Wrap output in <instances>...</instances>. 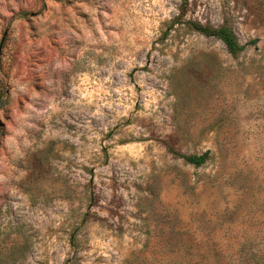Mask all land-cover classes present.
Listing matches in <instances>:
<instances>
[{"label": "rangeland", "instance_id": "rangeland-1", "mask_svg": "<svg viewBox=\"0 0 264 264\" xmlns=\"http://www.w3.org/2000/svg\"><path fill=\"white\" fill-rule=\"evenodd\" d=\"M0 101V264L264 250V0H0Z\"/></svg>", "mask_w": 264, "mask_h": 264}, {"label": "trees", "instance_id": "trees-1", "mask_svg": "<svg viewBox=\"0 0 264 264\" xmlns=\"http://www.w3.org/2000/svg\"><path fill=\"white\" fill-rule=\"evenodd\" d=\"M186 24L193 31L199 32L200 34L205 35L207 37H213L218 40H221L225 44L227 51L234 57L239 56L241 53H243L246 50V48L250 44L255 43V40H253L251 42H247L246 44H243L239 40L234 29L228 24H221L219 26H213L210 24H204L196 20H189L186 22ZM168 149L170 152L173 153L175 157L181 158L182 160H184L185 163L192 164L196 167L204 165L213 156L211 149H207L206 151L202 153L181 152L175 149L173 146H169ZM85 197L87 200L93 199V196L91 195L89 190H86ZM83 221L85 222L86 220L83 219ZM73 237H74L73 238V241H74L75 236ZM172 244L173 245L174 244H184L185 245V242L183 240H181L180 242L177 240L176 242H172ZM254 245L256 244L252 240L251 241L247 240L245 244L243 245V247L254 246ZM243 252L244 250L241 251V253H239L240 254L239 256L240 258H243V261L245 262L244 264H264V250L260 249V250L251 251V252H247V251H245V253ZM210 255L211 254L209 252H205L202 257L205 256L207 258L206 260L208 261L209 258H211ZM187 256L188 254L186 255V253L184 255H173L172 258L168 262H170V264H183V263L186 264V262H192L190 260H186ZM213 256L217 260H220V254H215Z\"/></svg>", "mask_w": 264, "mask_h": 264}]
</instances>
